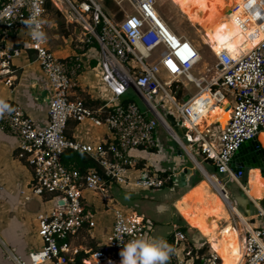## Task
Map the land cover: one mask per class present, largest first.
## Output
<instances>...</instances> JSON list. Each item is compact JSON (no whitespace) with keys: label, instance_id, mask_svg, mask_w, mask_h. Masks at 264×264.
Returning a JSON list of instances; mask_svg holds the SVG:
<instances>
[{"label":"built area","instance_id":"1","mask_svg":"<svg viewBox=\"0 0 264 264\" xmlns=\"http://www.w3.org/2000/svg\"><path fill=\"white\" fill-rule=\"evenodd\" d=\"M48 1L0 0V81L13 86V61L24 49H29L35 51L52 89L50 119L44 126L37 125L20 105L3 99L10 110L0 116V127L18 139L21 156H27L34 172L31 183L34 193L51 194L56 200L50 213L39 215V234L44 240L42 249L31 251L27 258L15 257L8 249L4 259L10 264L73 261L74 258L68 256L73 239L85 226H93L94 213L85 192L91 191L94 196H102L110 202L113 199L108 198L109 182L132 185L130 171L136 169L138 163L132 151L154 149L159 127L182 145L187 144L170 125L168 114L183 122L188 144L191 147L199 144L205 159L216 166L218 174H227L229 180L238 183L242 173L230 166L232 155L244 142L264 132V35L254 48L237 58L223 48L217 56L216 77L206 87H201L204 79L194 78L192 74L202 58L199 50L162 20L157 13V0H113L125 14L121 19L105 11L106 0H65L63 5L69 22L82 26V43L88 46L98 43L101 79L104 88L112 93L100 108L93 109L83 98L73 97L74 78L83 68V59L79 56L59 58L49 45ZM50 1L61 9V0ZM32 17L43 21L41 29L46 39L42 42L32 39L25 23ZM261 30L264 33V20ZM20 32L28 33L24 47H10L8 40ZM183 78L195 82L201 90L187 100L177 101L172 89ZM205 90H209V95L204 97L201 94ZM130 91L140 96L144 108L127 96ZM227 97L231 100L230 119L212 138L211 124L203 130L199 128L203 109ZM164 101L175 107L174 112L159 110L164 107ZM86 119L97 126L107 125L114 140L93 145L68 138V123ZM67 151L88 154L103 173L94 168L83 174L76 166L66 165L64 154ZM166 183L167 180L148 168L142 169L135 181L137 186L148 189H162ZM221 188L230 200L227 185ZM260 216L264 218V212ZM149 228L150 223L136 211L116 209L108 242L103 250L91 253V264L106 261L113 254L120 255L123 246L131 240L147 239ZM166 241L175 249L167 264H223L215 248L205 251L203 246L195 247L180 226ZM239 243L237 264H264V223L246 228Z\"/></svg>","mask_w":264,"mask_h":264},{"label":"crops","instance_id":"2","mask_svg":"<svg viewBox=\"0 0 264 264\" xmlns=\"http://www.w3.org/2000/svg\"><path fill=\"white\" fill-rule=\"evenodd\" d=\"M169 1L172 2V5L177 9V11L185 20H187L192 26L198 29L199 33L202 34V45L207 46L209 48V53L211 52L216 58L217 62L213 74L210 75L212 69L209 67L207 68V71L203 73V75H198L196 73L198 64L204 59L202 55L201 61L192 70L194 78L204 79L201 87H206L207 83L217 75V56L220 51L217 52L218 49H215L217 40L213 37L212 34V30L217 25V23L223 20L231 21L234 19H240L241 27L246 30L249 27V16H254L256 12L253 7L255 8L256 5H260L261 9H263L264 12V0H254V3L252 4L247 1L246 4L249 6V8H247L246 10L248 11H246L244 7H242L240 0ZM117 6L118 11H115L110 7H108V10L110 14L114 13L113 15H116L117 18L121 19L125 14L120 9V6ZM204 6L206 9L202 8ZM52 7L56 9V6L54 4H52ZM128 8H130V6H128ZM156 9L158 15L168 25L165 19L160 15L158 8ZM47 13L46 24L48 25V28L46 27V31L47 35L49 36L50 42L55 38L64 40L65 38H61L54 31L57 24L50 21L49 26L51 12L47 11ZM120 14L122 16H119ZM243 21L245 24L243 23ZM169 28L173 32H175L170 26ZM175 34L187 39L199 50V45H197L194 40L190 39L189 36L181 35L176 32ZM250 34H255V37L251 38ZM248 37L250 43L252 44V47L246 48V46L248 47L249 41L245 44L243 43V45L240 47V52L237 57L254 48L259 39V33H248ZM82 39L83 32L77 45H73L71 41L65 39L66 44L69 48L71 47L72 51L69 50L65 55L58 54V52H56V55L59 58L79 56L81 59H83V68L81 69L80 73L74 78L75 87L73 89V97L83 98L89 107L98 109L108 99L111 98L112 93L104 88V84L101 79L100 68L98 66L100 60V47L98 43L95 42L94 45L88 46L82 43ZM27 40L28 33L20 32L16 35L11 36V38L8 40V45L10 47L22 48L24 47ZM53 48L57 51L60 50V47L56 43H53ZM53 48L51 49L53 50ZM223 48L229 49L227 47ZM223 48H221V51ZM13 64L14 84L13 86L9 87L5 83L0 81V99L8 100L20 105L24 109L25 113L37 125H47L50 119L49 108L52 98V89L49 81L46 79L41 69L35 51L24 49L21 55L14 59ZM214 88L216 87L214 86ZM192 89H196V91L193 92ZM42 90L49 91V94H47L44 99L40 97V92ZM200 90L201 88L198 87L195 82L183 78L174 85L172 89V95L174 96V98H176L177 101H184L192 96H195ZM208 91L209 90L203 91L201 95L204 97L206 95H209ZM227 98L225 100H222L220 103L213 102L210 104V106L208 105L203 109L202 122L199 128L200 130H203L205 127H207V125L211 124L213 130L212 138H215L221 132L224 125L230 119L231 100L229 97ZM100 114L101 113H99L98 115L100 116ZM101 116H103V114ZM66 134L70 139L82 141L84 143H90L93 145H98L104 142H111L114 140L112 130H110L107 125L97 126L92 120L89 119L83 121L71 120L68 123ZM155 138L157 145L154 149H151L149 151L133 149L132 154L135 155L134 157L138 163L136 169L130 171V179L132 185H126L128 188L140 187L135 184V181L139 177L142 169L145 168H148L152 173L159 174L167 181L170 178L173 179V185L171 187L164 186L162 189L151 190L154 194L159 193L157 199L158 201H156L154 205L156 214L163 217L161 226L153 224L152 218L151 220L148 218V216L142 214L137 209H133L138 214L144 216L145 219L150 223V228L148 231L149 235L147 239L162 238L164 240H168L171 238V235L173 234L175 228L180 226L186 232L187 236L195 247L203 246V249L205 251H207L208 249H213L212 243L209 241V238L206 237L199 228L190 225V223L186 221L185 217L178 209V204H183V201H186V203H197L199 204L198 206L202 208L200 204L205 200L204 198L203 200H201L200 194L201 190L205 191L206 188H199H202L203 182L207 183V187L210 188V192L219 195V192L216 190V188L211 187V184H209L210 180L216 179L221 186L224 184L227 185L229 181L228 176L226 177V175L218 174L216 166L211 161L205 159V156L202 154L199 144H192L191 147V144H188V140L187 144L182 145L173 136L168 134L162 127H159L157 129ZM19 144L20 143L18 139L14 135L0 127V197L8 199L11 203V219L8 220L7 227L3 229L2 234L0 233V264H10L4 259V257L7 256L8 249L13 252L15 257L18 258H27L28 254L31 251H36L34 248H29L28 250V244L25 241V237L27 236V234H29L27 227L28 225H31L33 223L38 224L39 215L50 213L51 208L53 210L56 206L55 205L54 207H51L50 210H48L47 208H43L37 201L29 204L32 198L27 195V186H31L34 178V172L31 165L29 164V161L27 160V156L25 154L24 157L21 156L22 152L20 150ZM71 165L77 167V165L75 164ZM184 169H188L189 171L187 174L189 184L186 187H180V174ZM165 174H168L169 176L165 177ZM206 174L208 175V178L206 177ZM249 177L250 176H248V178ZM261 177L264 178V175L262 173ZM108 185V198L113 199L110 202L109 200H105V198H103L102 196H94L91 191L85 192L87 202L91 205L90 208L94 213L93 226H85L78 237L73 239L71 243L72 251L68 255L69 257L74 258L79 252L85 251L88 256L83 260V264L87 263L88 261L92 263V260L90 258L92 257L91 253L103 250L106 246V244H100L97 240L96 234H94V229L98 227V222L96 220V202H100L106 208L110 207V204L115 200L114 197L116 196V189L120 188L121 186L116 183L110 184V182ZM250 189L251 188L248 183L246 187L247 194L249 193ZM255 191V197H252L249 194L248 195L251 200L257 205L259 212L263 213L264 187L255 188ZM22 195H25V200L28 202L26 207L30 210L39 212V215H36L33 218L32 222L27 221V213L25 211H22L24 202L22 199ZM41 196H43L45 199H51L56 204V200L51 194H44ZM225 206L226 214L217 216L214 221L219 225V228L222 231L220 235L223 239V246L232 248L234 245H236V243L240 245L239 242H241L242 238L244 237V231L246 228H255L262 226L264 223V218L263 216H260V213L257 216L248 217L242 210L238 209L235 206L230 207L226 203ZM212 221V217L207 218L208 223L211 224ZM225 230L228 231L229 236L225 235ZM197 233H200L202 237L198 236ZM82 238L87 239L89 243L86 245L78 243V241ZM110 259L120 262L121 256L113 254L112 258Z\"/></svg>","mask_w":264,"mask_h":264},{"label":"rangeland","instance_id":"3","mask_svg":"<svg viewBox=\"0 0 264 264\" xmlns=\"http://www.w3.org/2000/svg\"><path fill=\"white\" fill-rule=\"evenodd\" d=\"M64 1L65 0H61L60 2L61 9L56 8V10L54 9L50 11L51 13L49 19V26L50 21L52 23L57 24L56 29L54 30L56 34L59 35L61 38H65L66 40L71 41L73 45H77L79 43L80 37L82 36V26L77 22H69L67 12L65 10L66 8L63 5ZM104 7L105 11L109 14L110 12L106 3H104ZM156 8H158L160 15L165 19L168 25L176 33L189 36L190 39L194 40L195 43L199 45L198 47L200 50V54L204 59L198 64L196 73L198 75H203V73L206 72L207 68L209 67L212 69L210 75L213 74L217 61L213 54L211 52V54L209 53V48L205 45H202V34L199 33L198 29L192 26L187 20H185L182 15H180V13L177 11V9L172 5V2H170L169 0H157ZM250 24L254 25V28H256L254 19L253 22ZM65 39L60 40L59 38H55L54 40L52 39V43L49 40V45L51 48H53V43H56L60 47L59 51L53 48L55 54L56 52H58V54L65 55L69 50L72 51L71 47L69 48L66 44ZM192 91L195 92L196 89H192ZM127 96L130 99H133L143 108L144 105L140 96L136 95L133 91H130ZM160 97H162V94L160 95ZM174 108L175 107L170 102L164 101V107H159V110L162 113H164L166 110L174 112ZM27 189V195L32 198L29 204L34 203V201H37L43 208H47L48 210H50L51 207H54L56 205L51 199H45L41 195H35L32 186L28 185ZM151 190L152 189L144 187L128 188L127 186L121 185L120 188L116 189V196L114 197L115 200L110 204V207L106 208L100 202H96V220L98 222V227L94 229V234H96L97 240L100 244L105 245L108 242V238L111 234V230L116 219V209L122 210L123 212H128L130 210L137 209L142 214L148 216L149 219L152 218L153 220H151L153 221V224H157L158 226L162 225L161 222L163 220V217L156 214L154 205V203L158 201L157 199L159 193L154 194ZM22 199L24 201L22 211H25L27 213V221L32 222L33 218L36 215H39V212L30 210L26 207L28 202L25 200V195H22ZM10 207L11 203L9 202V200L0 197L1 234L3 229L7 227L8 220L11 219ZM27 230L29 234H27V236L25 237V241L28 244V250L29 248H34L35 250L42 249L41 246L44 245V240L39 234V223H33L31 225H28ZM78 243L86 245L89 243V241L87 239L82 238L78 241Z\"/></svg>","mask_w":264,"mask_h":264},{"label":"bare ground","instance_id":"4","mask_svg":"<svg viewBox=\"0 0 264 264\" xmlns=\"http://www.w3.org/2000/svg\"><path fill=\"white\" fill-rule=\"evenodd\" d=\"M247 1H249L250 4L254 3V0H240V3L245 10L249 8V6L246 4ZM202 8L206 9L205 6ZM253 9H255L256 12L254 16H249V27L246 30L241 27L240 19H234L231 21L223 20L217 23V25L212 30L213 37L217 40V45L215 46V49H218L217 52L221 51V48L227 47L230 49L232 55L236 58L239 55V50L243 43L245 44L249 41L248 47L246 45L244 46H246V48L252 47V44L250 43L248 37V33H259V39L257 43L262 39L264 33L261 30V23L264 20V12L263 9H261L260 5H256L255 8L253 7ZM253 19L255 27L257 29L254 28V25L250 24L253 22ZM253 149H264V132L258 136L256 141H252L249 144L248 151H253ZM260 172L261 171L258 168H253L249 172V185L251 189L249 190L248 194L252 197H255L256 195L255 188L264 187V178L261 177ZM206 177L208 178L207 174ZM209 184H211V187L216 188V190L219 192V195L210 192V188L207 187V183L203 182L202 188H199H206L205 191L201 190L200 194L201 200H203V198L205 200L203 203L200 204L202 208H200L198 206L199 204L197 203L192 204L183 201V204H178V209L183 214L186 221L190 223V225L199 228L201 232L209 238V241L212 243L213 248H215L218 253L222 256L223 264H237L240 258V245L236 243V245H234L232 248L224 247L223 239L220 235L222 231L220 230L219 225L214 221L217 216L226 214L225 203L228 206H231L230 200L227 199L226 194L224 193L221 188V185L217 182L216 179L210 180ZM208 217H212L213 221L211 224L207 222ZM225 235L229 236L227 230H225ZM120 262L107 259L106 261H103L100 264H120ZM87 264H91V262L88 261Z\"/></svg>","mask_w":264,"mask_h":264},{"label":"water","instance_id":"5","mask_svg":"<svg viewBox=\"0 0 264 264\" xmlns=\"http://www.w3.org/2000/svg\"><path fill=\"white\" fill-rule=\"evenodd\" d=\"M49 94L48 90H42L40 92V97L45 98ZM167 120L173 127L174 131L179 137H182L185 142H188L185 133L187 131L186 127L182 126L183 122L177 120L173 114L167 115ZM259 135L254 139H250L244 142L240 148L235 151L230 160V166L237 172H241L242 175L239 178V183L234 180H229L227 183V189L231 194V205H234L238 209L242 210L248 217L257 216L259 214V209L257 205L251 200L246 192V187L249 183V172L253 168H259L261 173L264 175V149L248 151L249 144L256 141ZM188 169H184L180 174L179 186L186 187L189 184L188 180ZM227 177V174H224ZM227 179V178H226ZM60 204H63L61 201ZM198 236L202 237L200 233Z\"/></svg>","mask_w":264,"mask_h":264},{"label":"clouds","instance_id":"6","mask_svg":"<svg viewBox=\"0 0 264 264\" xmlns=\"http://www.w3.org/2000/svg\"><path fill=\"white\" fill-rule=\"evenodd\" d=\"M33 40L42 42L46 34L41 29L43 21L32 17L26 22ZM10 110V105L0 99V116ZM174 247L162 238L134 239L125 244L120 252V264H167Z\"/></svg>","mask_w":264,"mask_h":264},{"label":"trees","instance_id":"7","mask_svg":"<svg viewBox=\"0 0 264 264\" xmlns=\"http://www.w3.org/2000/svg\"><path fill=\"white\" fill-rule=\"evenodd\" d=\"M106 5L115 11H118V6L113 0H106ZM54 10L52 7V2L49 0L47 3V11L50 12ZM56 10V9H55ZM119 16H122L121 14ZM64 162L66 165L75 164L77 165V168L82 172L83 174L87 172L90 168H95L100 172L103 173L100 169L97 161H95L93 158L86 154H79L73 151H67L64 154ZM169 176L168 174H165V177ZM107 181H110V179H107ZM173 185V179L170 178L165 186L171 187ZM96 250V249H95ZM88 256V254L85 251L79 252L75 257L73 261H68V264H83V260Z\"/></svg>","mask_w":264,"mask_h":264},{"label":"snow or ice","instance_id":"8","mask_svg":"<svg viewBox=\"0 0 264 264\" xmlns=\"http://www.w3.org/2000/svg\"><path fill=\"white\" fill-rule=\"evenodd\" d=\"M186 47V46H185ZM181 58L183 59V55L181 54ZM171 65V61L168 62ZM174 67V66H173Z\"/></svg>","mask_w":264,"mask_h":264}]
</instances>
